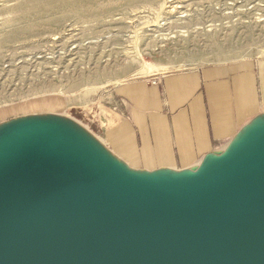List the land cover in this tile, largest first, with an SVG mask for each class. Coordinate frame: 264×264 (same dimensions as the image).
<instances>
[{
	"label": "water",
	"instance_id": "1",
	"mask_svg": "<svg viewBox=\"0 0 264 264\" xmlns=\"http://www.w3.org/2000/svg\"><path fill=\"white\" fill-rule=\"evenodd\" d=\"M91 135L0 124V264H264V113L180 171L132 169Z\"/></svg>",
	"mask_w": 264,
	"mask_h": 264
},
{
	"label": "rangeland",
	"instance_id": "2",
	"mask_svg": "<svg viewBox=\"0 0 264 264\" xmlns=\"http://www.w3.org/2000/svg\"><path fill=\"white\" fill-rule=\"evenodd\" d=\"M169 1L0 0V120L51 113L88 129L93 108L130 79L211 64H264V0ZM167 2L176 14L172 25L160 26ZM26 26L36 30L5 41ZM136 49L144 63L159 62L163 70L137 75V63L123 61ZM94 74L106 76L98 80L102 86L92 84Z\"/></svg>",
	"mask_w": 264,
	"mask_h": 264
},
{
	"label": "crops",
	"instance_id": "3",
	"mask_svg": "<svg viewBox=\"0 0 264 264\" xmlns=\"http://www.w3.org/2000/svg\"><path fill=\"white\" fill-rule=\"evenodd\" d=\"M263 65L211 64L158 75L154 84L130 79L93 108L88 130L132 169L192 168L264 113Z\"/></svg>",
	"mask_w": 264,
	"mask_h": 264
},
{
	"label": "bare ground",
	"instance_id": "4",
	"mask_svg": "<svg viewBox=\"0 0 264 264\" xmlns=\"http://www.w3.org/2000/svg\"><path fill=\"white\" fill-rule=\"evenodd\" d=\"M53 0H47V2L50 4L51 2H52ZM127 3H129V2H131L132 0H125ZM169 1V0H168ZM32 2V1H31ZM30 2V3H31ZM36 2V1H35ZM170 3H171V0L169 1ZM29 3V4H30ZM33 3V2H32ZM39 4V1H38V3L36 4V5H38ZM53 4V3H52ZM52 4H50V5H52ZM166 4H168V2L167 3H164L163 5H162V8L164 9V8H167V11L165 12V16L166 17H168V18H165V16H161V18L162 19H160V21H159V23H158V19L160 18V15H158V17H157V21H155V23L156 24H159L160 26H167V25H172L171 23H173V22H171L170 20H171V18H172V16L174 15V14H176V12H175V8L176 7H174V6H169V7H165L166 6ZM88 5V4H87ZM32 6V5H31ZM126 6H128V5H126ZM178 6V5H177ZM30 7V6H29ZM161 7V6H160ZM85 8V7H84ZM110 9V8H109ZM175 9V10H174ZM162 10V9H161ZM161 10H160V8H159V11L161 12ZM72 11H74V14L75 15H78V13L81 11V9L80 10H78V9H74V10H72ZM111 11V10H110ZM158 11V12H159ZM84 12H86V11H84ZM109 12V11H108ZM80 14V13H79ZM51 17V16H50ZM39 19V18H38ZM48 20V19H47ZM58 20H60V19H58ZM156 20V19H155ZM53 21V20H52ZM55 21V20H54ZM57 22V21H56ZM176 22V21H175ZM55 23V22H54ZM159 25H153L152 27H155V26H159ZM22 28V27H21ZM45 28V27H44ZM16 29V28H15ZM18 29V28H17ZM34 30V27H31V26H26V27H23L22 29H20V30H17V31H15V32H12L11 34H9V35H6V38H5V41L6 40H15L16 41V39H18V38H21L23 35H24V33L25 32H32ZM36 30V29H35ZM34 30V31H35ZM161 30H163V29H161ZM27 35V34H26ZM137 35V34H136ZM161 36V35H160ZM147 37V36H146ZM159 38V37H158ZM136 39V38H135ZM161 39V38H160ZM153 40V39H152ZM162 40H163V38H162ZM2 41H4V40H2ZM160 41V40H159ZM214 41V40H213ZM216 41V40H215ZM7 42V41H6ZM136 42V41H135ZM134 43V42H133ZM216 43H218V42H216ZM4 45V44H3ZM150 45V44H149ZM217 45V44H216ZM150 49V48H149ZM127 56H128V60L127 61H125V59L123 60L124 62H126L125 64H130V63H137V68H136V70H135V73L137 74V75H141V76H147V75H149V76H154V75H156V74H158V73H160L162 70H163V68H164V66L163 65H160V63L158 62H156V63H144L143 62V60H142V56H143V52H139V51H137V49H136V51L135 52H132V53H128L127 54ZM193 56V55H192ZM48 57V56H47ZM165 58V57H164ZM193 58H197V57H193ZM48 59V58H47ZM53 60V59H52ZM43 61H45V60H43ZM48 61V60H47ZM163 61V60H162ZM172 61V60H171ZM69 62V61H68ZM173 62V61H172ZM44 63V62H43ZM42 63V64H43ZM56 63V62H55ZM61 63V62H60ZM168 63V62H167ZM48 64V63H47ZM76 64V63H75ZM171 64V63H170ZM167 65V64H166ZM165 65V66H166ZM45 66V65H44ZM47 66V65H46ZM59 66V65H58ZM57 66V67H58ZM66 66V65H65ZM76 66V65H75ZM75 66H73V67H75ZM168 66V65H167ZM48 67V66H47ZM54 67V66H53ZM61 67V66H60ZM70 67V66H69ZM64 68H66V67H64ZM76 68V67H75ZM90 68V67H89ZM41 69V68H40ZM85 69V68H84ZM90 69H92V68H90ZM46 70V69H45ZM56 70V69H55ZM73 70V69H72ZM82 70V69H81ZM94 69H92V70H88V71H86V72H88V73H90V72H92ZM165 70V69H164ZM74 71V70H73ZM59 73V72H58ZM106 73H108L107 71H106ZM48 74V73H47ZM50 74V73H49ZM55 74V73H54ZM53 74V75H54ZM103 74H105V73H103ZM46 75V74H45ZM60 75V74H59ZM106 75V74H105ZM113 76H114V74H112ZM52 76V75H51ZM46 77V76H45ZM60 77V76H59ZM103 77H106V76H104V75H96L95 76V74H94V76L91 78H89V79H93V80H95L92 84L93 85H95V86H102V83H99V81L98 80H101V78H103ZM152 78V77H151ZM89 79H87V80H89ZM104 79V78H103ZM105 80V79H104ZM107 80H109V79H107ZM115 80V79H114ZM98 81V82H97ZM92 82V81H91ZM118 82V81H117ZM116 82V83H117ZM120 82V81H119ZM106 84V83H105ZM105 84H103V85H105ZM94 87V86H93ZM34 115H43V116H46V115H50V116H55V117H58L59 119H62L63 121H65L69 126H71L75 131H77L78 133H80V134H82V136H84V137H86V138H90L91 140H95V141H97L92 135H91V133L89 132V130L86 128V127H84L82 124H80L79 122H77L75 119H73V118H71V117H68V116H64V115H59V114H51V113H48V114H34ZM198 166H199V164H198ZM197 166V167H198Z\"/></svg>",
	"mask_w": 264,
	"mask_h": 264
},
{
	"label": "built area",
	"instance_id": "5",
	"mask_svg": "<svg viewBox=\"0 0 264 264\" xmlns=\"http://www.w3.org/2000/svg\"><path fill=\"white\" fill-rule=\"evenodd\" d=\"M150 80H151V83H155V77H152V78H150Z\"/></svg>",
	"mask_w": 264,
	"mask_h": 264
}]
</instances>
